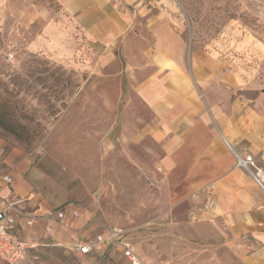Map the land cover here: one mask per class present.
<instances>
[{"label":"rangeland","instance_id":"1","mask_svg":"<svg viewBox=\"0 0 264 264\" xmlns=\"http://www.w3.org/2000/svg\"><path fill=\"white\" fill-rule=\"evenodd\" d=\"M160 6L175 18L170 23L185 43L188 63L204 54L221 62L234 82L244 78L250 98L264 92V0H166ZM68 19L59 0H0V97L33 132L20 142L0 130V160H9L26 188L19 199H9L17 203L9 215L14 231L40 236L41 226L20 225L36 198L52 209L73 201L128 230L140 264H205L194 255L205 247L193 227L167 222L160 172L139 153L134 161L127 158L119 142L112 146V128L123 125L125 85L117 68L95 66L96 47L68 32ZM61 240V246L37 244L20 264H130L111 245L80 256L69 249L70 238Z\"/></svg>","mask_w":264,"mask_h":264},{"label":"crops","instance_id":"2","mask_svg":"<svg viewBox=\"0 0 264 264\" xmlns=\"http://www.w3.org/2000/svg\"><path fill=\"white\" fill-rule=\"evenodd\" d=\"M59 2L69 16L68 32L75 31L84 43L96 47L95 66L119 70L126 102L122 127L112 128L117 134L112 146L119 142L127 158L134 161L139 153L141 161L149 159L160 172L158 186L169 199L167 222H186L193 227L205 247L204 253L194 255L205 258V264H264V192L236 165L233 155L249 154L264 168V92H254L250 98L244 78L234 82L221 62L204 54H193L188 63L185 43L170 23L175 18L160 6L166 0ZM2 149L0 142V152ZM3 174L11 177L12 184L0 180V197L19 199L26 194L5 158L0 160V176ZM209 183L214 184L216 208L203 212L192 197ZM27 205L24 212L28 216L20 225L29 229L41 226L42 233L26 238L12 226L13 234L26 243L43 245L49 240L61 246V238H70L72 250L75 241L98 233L90 224L122 227L100 218L94 207L73 201L53 209L38 198ZM67 207L82 212L74 221L76 232L53 221ZM190 213L197 222L191 221ZM45 215L52 219L50 234L41 220L28 225L29 216ZM65 218H70L69 212Z\"/></svg>","mask_w":264,"mask_h":264},{"label":"built area","instance_id":"3","mask_svg":"<svg viewBox=\"0 0 264 264\" xmlns=\"http://www.w3.org/2000/svg\"><path fill=\"white\" fill-rule=\"evenodd\" d=\"M236 165L244 169L250 176L253 183L264 192V168L258 165L257 161L249 154L243 157L233 153ZM2 183L6 185L12 184V179L9 175L3 174L0 176ZM214 184L206 185L201 194L193 195L192 201L200 203V209L203 212H213L216 208L214 200ZM16 204L9 199L0 197V264H18L26 257V251L36 248L37 244L26 243L17 237L11 231L13 220L10 218V213L16 210ZM69 212L70 218H65V213ZM82 215L80 209L75 207H67L63 211H58L54 218L62 229L70 232H76L74 221L79 219ZM191 221L197 222L193 213H190ZM34 220H43L47 223H52V219H45L42 217H33L27 223L31 225ZM99 224V223H95ZM100 225V224H99ZM101 230L92 237L85 240H77L72 246V250L80 256H87L92 252L100 251L104 246L111 245L119 251L122 258L126 259L130 264H140L138 254L129 237V231L123 228L114 227L109 224L100 225ZM45 231L50 234V226H46Z\"/></svg>","mask_w":264,"mask_h":264},{"label":"trees","instance_id":"4","mask_svg":"<svg viewBox=\"0 0 264 264\" xmlns=\"http://www.w3.org/2000/svg\"><path fill=\"white\" fill-rule=\"evenodd\" d=\"M0 130L15 140L27 142L33 135L22 118L16 113L12 103L0 97Z\"/></svg>","mask_w":264,"mask_h":264}]
</instances>
